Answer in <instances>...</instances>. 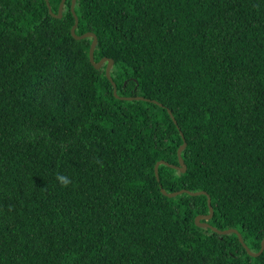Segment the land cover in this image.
<instances>
[{
	"label": "trees",
	"instance_id": "trees-1",
	"mask_svg": "<svg viewBox=\"0 0 264 264\" xmlns=\"http://www.w3.org/2000/svg\"><path fill=\"white\" fill-rule=\"evenodd\" d=\"M70 3L0 0V264H264V0H77L145 99Z\"/></svg>",
	"mask_w": 264,
	"mask_h": 264
},
{
	"label": "water",
	"instance_id": "water-1",
	"mask_svg": "<svg viewBox=\"0 0 264 264\" xmlns=\"http://www.w3.org/2000/svg\"><path fill=\"white\" fill-rule=\"evenodd\" d=\"M65 1L66 0H61V2H60V5L63 4V9H64V5H65ZM46 2H47V5H48V8H49L50 12L53 13L52 6L50 4V1L49 0H46ZM60 5H59V8H58V14H54L53 13L54 15H56L58 17H62V14H63V12L60 11ZM73 13L75 15V22H74V24H73V26L71 28L72 35L75 38H78V39L85 38V37H88V36H92L93 37V40H92L91 45H90V60L95 65V67H97V68H100L105 62H107L105 70H106L107 76L112 80V83H113V85L115 87L114 88L115 95H117L118 97H121V98H125V99H145L143 96H120V95L117 94L116 83L112 79V76H111V68H112V65L114 63L113 59L112 58H108L107 56H104L99 61H95L94 51H95V47H96V44H97V41H98V37L92 31H87V32L82 33V34H77L76 33V28H77L78 23H79V17L77 15V13L75 12V10L73 11ZM169 112L172 114V111L170 109H169ZM172 116H173V114H172ZM186 145H187V143H186V141H184V143L181 144L179 146V148H178L179 165L170 164L169 163L171 166H173L175 168H178V169H180L182 171H185L186 168H187V165H186V163H185V161L183 159V156H182V150L186 147ZM165 162H166V160L161 159V160H159L156 163V165H155V172H156L157 178H159V171H158L159 164L160 163H165ZM162 192L164 194H167L168 196H174V195L179 194V193H182V192H188V193L193 194V195H198V194H202V193H205L206 194V191L205 190L191 191V190H188V189H181V190H178V191L168 192L164 188H162ZM208 204H209V207H210L209 214H200V215H197L196 216V223H197V225H199V226H205V227H211L215 231H217L219 233H223V234L224 233H229V232H236V233H238V236H239L241 242L243 243L244 247L247 249V251L250 254H252V255H259V254L262 253V251L264 250V238L262 240L261 249L258 252H254V251H251L250 248L248 247V245L244 242V240H243V238L241 236V233L237 229L230 228V229L220 230V229L216 228L215 226H213L212 224H210L208 221H206V220L210 219L213 216V213H214V209H213L212 204H211V197L209 195H208ZM202 219H206V220H202Z\"/></svg>",
	"mask_w": 264,
	"mask_h": 264
},
{
	"label": "snow or ice",
	"instance_id": "snow-or-ice-1",
	"mask_svg": "<svg viewBox=\"0 0 264 264\" xmlns=\"http://www.w3.org/2000/svg\"><path fill=\"white\" fill-rule=\"evenodd\" d=\"M70 6L72 8V10H75V6H76V0H71ZM60 11L63 12V4L60 5Z\"/></svg>",
	"mask_w": 264,
	"mask_h": 264
},
{
	"label": "clouds",
	"instance_id": "clouds-1",
	"mask_svg": "<svg viewBox=\"0 0 264 264\" xmlns=\"http://www.w3.org/2000/svg\"><path fill=\"white\" fill-rule=\"evenodd\" d=\"M57 179L61 182V183H68V178L63 176V175H59L57 177Z\"/></svg>",
	"mask_w": 264,
	"mask_h": 264
}]
</instances>
